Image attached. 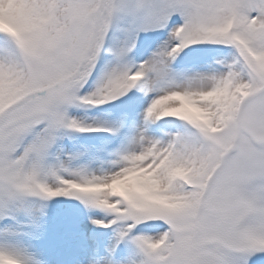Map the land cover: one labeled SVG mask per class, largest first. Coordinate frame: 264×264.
<instances>
[{"label": "snow or ice", "instance_id": "6c2138e0", "mask_svg": "<svg viewBox=\"0 0 264 264\" xmlns=\"http://www.w3.org/2000/svg\"><path fill=\"white\" fill-rule=\"evenodd\" d=\"M0 264H264V0H0Z\"/></svg>", "mask_w": 264, "mask_h": 264}]
</instances>
